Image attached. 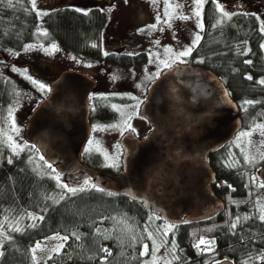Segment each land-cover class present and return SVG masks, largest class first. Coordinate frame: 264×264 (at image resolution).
I'll list each match as a JSON object with an SVG mask.
<instances>
[{
  "label": "trees",
  "instance_id": "trees-1",
  "mask_svg": "<svg viewBox=\"0 0 264 264\" xmlns=\"http://www.w3.org/2000/svg\"><path fill=\"white\" fill-rule=\"evenodd\" d=\"M86 12L89 14L83 15L77 8L61 6L40 19L31 0H11V3L2 0L0 52H9L13 57L33 39L41 21L49 41L80 58L101 61L98 43L106 14L92 7ZM229 16L230 20L223 17L214 0H205L201 39L185 64L206 69L223 82L238 108L242 125L237 136L264 124V84L260 83L264 81V30L261 17L251 6L240 8ZM105 59L125 63V58ZM145 60L141 54L135 61L143 63ZM10 66L0 61V130L5 115L3 110L11 100L13 80L8 77H15ZM100 113L102 118L109 115L104 110ZM231 142L208 156L214 173L211 190L223 201L224 210L201 223H167L171 225L168 242L173 243L176 253L173 264L223 261L242 264L264 254V221L253 215L236 223L243 213L250 212L252 201L247 198L250 187L245 182L249 169L241 160L229 161ZM27 144L31 153L41 156L35 146ZM27 158L25 151L16 153L0 140V264H33L32 244L55 233L65 235L67 241L59 254L52 256L46 264H145L141 255L143 244L149 246L150 235L154 231L163 232L162 226L166 222L131 199L109 193L94 184L84 191H66L51 176L35 172ZM91 159L83 161L93 170L110 174L121 171V165L116 170L105 167L103 157L96 152ZM262 167L263 159L254 170ZM244 200L247 203H243ZM9 215L19 221L17 226L11 225L6 230L5 218ZM39 217L43 219H35ZM233 223H236L235 228ZM17 228L20 231H16ZM201 239L215 244L197 248ZM104 247H108L111 255Z\"/></svg>",
  "mask_w": 264,
  "mask_h": 264
},
{
  "label": "rangeland",
  "instance_id": "rangeland-1",
  "mask_svg": "<svg viewBox=\"0 0 264 264\" xmlns=\"http://www.w3.org/2000/svg\"><path fill=\"white\" fill-rule=\"evenodd\" d=\"M214 1L228 15L240 8L251 6L261 17L264 30V0ZM204 2L205 0H36L35 11L40 19L44 16L40 13L47 15L61 6L74 7L83 12L91 7L103 10L106 23L98 43L102 56H108L112 52L134 55L144 51L147 58L143 64L134 61L132 65L129 62L119 64L103 59L91 61L80 58L58 43L49 41L47 36L41 35L40 33H47V30L39 21L33 39L13 57L9 52H0V61L11 65L10 71L15 76L8 77L13 80L9 94L11 100L9 106L3 110L5 115L1 124L0 140L16 153L25 151L32 169L38 174L51 176L60 188L68 191L67 189H85L92 186V178L87 173L79 171L60 174L53 166L49 168L42 156L30 152L24 139V126L30 112L42 100L41 95L47 92L37 85L43 84L48 90L50 82L62 70H76L96 78L99 83L97 89L100 91L94 94L102 95L111 102L118 118L102 124L96 123L92 127V139L88 147L103 157L105 167H115L120 164L118 141L123 133L131 129L139 136L143 134L144 125L140 121L143 118L140 117L138 105L145 98L148 84L163 70L174 64L184 63L187 56H181L180 53L197 44V36L201 37ZM196 12H200L199 17L194 15ZM53 46L59 51H51ZM262 48L264 51V42ZM31 80H35L37 84L31 83ZM123 98L126 100L123 104L117 102L124 101ZM248 133L251 135H242ZM228 151L231 158L229 161L234 163L241 160L249 169L245 182L250 187L247 192L248 200L252 201L250 212L243 213L237 221L246 220L253 215L264 221V188L260 187L263 183L257 176L260 169L254 170L256 164L264 160V124L238 134L229 145ZM227 201L233 202L230 199ZM243 203H247V200ZM18 221L9 215L5 218V223H8L6 230L13 225L17 226ZM162 229L163 232L154 231L150 235L149 246L143 244L141 255L145 264H173L176 260L174 245L168 242L171 225L166 223ZM53 237L57 239L54 240ZM60 237L64 239H59ZM66 241L67 237L61 233L35 241L30 248L33 264H46L50 256L57 254L60 245L64 247ZM38 244L43 251L37 250L33 253ZM145 246L148 255H144ZM104 248L108 250V247ZM242 264H264V254L245 260Z\"/></svg>",
  "mask_w": 264,
  "mask_h": 264
},
{
  "label": "water",
  "instance_id": "water-1",
  "mask_svg": "<svg viewBox=\"0 0 264 264\" xmlns=\"http://www.w3.org/2000/svg\"><path fill=\"white\" fill-rule=\"evenodd\" d=\"M94 87L87 74L64 70L31 112L24 139L46 163L60 174L85 172L96 187L131 199L169 224L205 222L224 210L211 190L214 173L208 156L231 142L242 124L214 73L179 63L149 83L139 113L152 129L140 140L131 132L120 138L118 174L93 170L81 159L89 135L88 95ZM257 176L264 183V167Z\"/></svg>",
  "mask_w": 264,
  "mask_h": 264
},
{
  "label": "flooded vegetation",
  "instance_id": "flooded-vegetation-1",
  "mask_svg": "<svg viewBox=\"0 0 264 264\" xmlns=\"http://www.w3.org/2000/svg\"><path fill=\"white\" fill-rule=\"evenodd\" d=\"M136 51H140V50H136ZM100 54H101V57H102L103 61L104 60H106V61L108 60V59H105V58H116V59L120 58V60H122V58H125L123 60L125 62L124 64H126L129 61H131L130 62L131 65L135 63L134 61L137 58L136 56H140L141 54H143L145 56V58H147V54L144 51L141 52V53H138V54H134V55L127 54V53H121V52H112L108 56H105L104 57V56H102V51L100 50ZM138 64H143V63H138ZM183 64H185V62ZM90 77L95 81V87L91 90V92L88 95V104H89V108H90L89 109V115H88V120H89V135H88V139H87V141H86V143L84 145V148H83V150L81 152V159H82V161H83V159H86V160L91 161L92 160L91 159L92 158V154L95 153V151H93V149H91V148L88 147V145L90 144L91 139H92V127H94V125L96 123L102 124V123H106V122H109V121H115L118 118V115H117L116 110L112 108V103L109 102L108 100H106L104 98V96H102V95H95L94 94V92L100 91V89H97V88H99V83L97 82V80H96L95 77L94 78L92 76H90ZM47 92H48V90H47ZM47 92H46V94L44 95L43 98H45L47 96ZM145 97H146V90H145ZM123 100L124 101L120 100V101H117V102H120L121 104H123L126 101L124 98H123ZM143 101L144 100H142L139 103L138 109H140L141 103ZM102 110H104L106 112L107 111L109 112V115H108L107 118H102L101 117V115H100L101 113L100 112ZM31 112H30V114H31ZM30 114H29V116H30ZM28 117H27V119H28ZM140 117H142V116L140 115ZM143 119H145V118H143ZM143 119L140 118V121H142L143 122V125H144V129H143V134L142 135L139 136L134 131H129V130H127L123 134L128 133V132H131L139 140L145 138L149 134V132L151 131L152 127H151V125L148 122H146L147 121L146 119L145 120H143ZM118 144H119V141H118ZM119 148H120V145H119ZM120 151H121V148H120ZM121 154H122V151H121ZM119 165H121V158H120V164H118L117 166L112 167V168H114L116 170L119 167Z\"/></svg>",
  "mask_w": 264,
  "mask_h": 264
},
{
  "label": "snow or ice",
  "instance_id": "snow-or-ice-1",
  "mask_svg": "<svg viewBox=\"0 0 264 264\" xmlns=\"http://www.w3.org/2000/svg\"><path fill=\"white\" fill-rule=\"evenodd\" d=\"M0 2H2V0H0ZM9 3H11V0H9ZM31 3H32V6H33V10H35L36 0H31ZM217 8H218V11H219L223 16H225V17H226L227 19H229V20L231 19V16L228 15V13L225 11V9H224L223 7H221L219 4H217ZM88 14H89L88 12H83V15H88ZM40 15H46V13H40ZM194 15H196L197 17H199V16H200V12H196ZM200 30L203 31V27H202V25H201V29H200ZM40 34H41V35H44V36H47V33H46V32H44V33H40ZM200 39H201V37H200V36H197V37H196L197 44H194L191 48L187 49L185 52L180 53V55H181V56H188V55H190V54L192 53V51L194 50V48H196V47L198 46V43H199V40H200ZM93 47H95V45H93ZM27 50H28V49H26V51H27ZM51 51L55 52V51H59V49H57V48H55V46H53V49H52ZM197 62H198V63H203V61H197ZM249 63H250V61H249ZM89 67H90V65H89ZM13 71H15V69H13ZM25 75L27 76V74H25ZM248 79H251V77H248ZM31 83H33V84H37V82H36L35 80H31ZM260 83H261V84H264V81H260ZM37 86H38L41 90H43V91H47V89H45V87H44L43 84H38ZM246 103H248V102H246ZM245 110H247V109L245 108ZM129 131H131V129H129ZM242 135H251V133H248V134H242ZM20 151H23V149H20ZM110 166H111V165H110ZM48 167L51 168V165H48ZM253 179H255V178H253ZM85 183H87V182H85ZM62 187L67 188V186H62ZM260 187H261V188H264V184H261ZM67 190L70 191V192H72V193H75L76 191H84V190H86V189H79V190H77V189H67ZM96 190H97V191H100V189H96ZM30 218H32V217H30ZM35 219H40V220H42L43 218H42V217H39V218H35ZM246 219H248V218H246ZM262 219H264V217H262ZM236 223H239V221H237ZM236 223H233V224H232V227H233V228L236 227ZM16 231H20V229L17 228ZM165 234H167V233H165ZM52 239L55 240V239H57V238H56V237H53ZM59 239H64V238H63V237H60ZM214 244H215L214 241L211 242V243L209 244V243L206 242L205 240L201 239V240L199 241V243L196 245V247H197V248H200L202 245H207V246H209V247H212ZM0 246H2V244H0ZM62 248H63V245H60V246H59V249H57V254H59V251L62 250ZM37 250L43 251V249L40 248V245H39V244L36 246L35 249H33V253H35ZM104 251H105L108 255H111V253L108 252L107 249H104ZM0 255H2V253H0ZM144 255H148V249H147V246H145V249H144ZM48 259H52V257L50 256Z\"/></svg>",
  "mask_w": 264,
  "mask_h": 264
}]
</instances>
